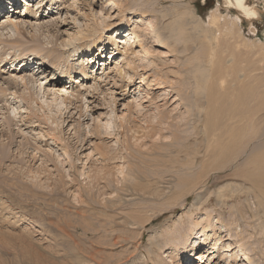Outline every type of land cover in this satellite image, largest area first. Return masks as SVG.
I'll list each match as a JSON object with an SVG mask.
<instances>
[{
    "label": "rangeland",
    "instance_id": "rangeland-1",
    "mask_svg": "<svg viewBox=\"0 0 264 264\" xmlns=\"http://www.w3.org/2000/svg\"><path fill=\"white\" fill-rule=\"evenodd\" d=\"M38 1L21 0L15 5H10L8 0L0 1V14H3L0 19L6 14L9 17L19 8L14 20L17 16L21 20L24 8L35 6L37 10ZM52 1L53 12L49 16V7L44 6L49 3L46 0L41 1L43 8L39 13L22 18L26 20L23 34L9 25L4 35H0V39L8 40L0 43V58L4 59L0 67V88L8 89L2 82L15 74L28 73L27 76L33 75L40 80L35 87L30 84V90L23 87L24 93L14 94L16 90H10L4 99L0 94V134L6 136L0 141L7 144L5 149L9 156L0 167V264H88L87 261L91 264H181L184 256L176 250L172 252L169 248L172 242L168 240L179 229L190 238L185 250L189 253L187 258L198 236L207 242L206 251L200 252V264H232L234 261L237 262L234 264H248L245 258L253 264H264V232L251 220L250 213L244 218L240 216L241 207L238 211L233 208L232 205H238L237 201L224 205L217 196L220 187L234 181L226 177L232 173V167L220 175H212L210 183L207 182L210 174L201 177L202 159L195 150L201 146L205 148L206 144L195 135L197 109L193 97L188 99L183 94L187 91V83H192L188 79L195 69L194 61L197 57L208 56L209 50L203 49L204 43L195 46L193 41L187 45L175 41L170 30L176 29L179 22L187 24L190 21L186 12L207 24L212 11L219 5L221 14L226 16L222 0ZM109 2L114 6L113 12L117 11L115 14L108 9ZM249 2L256 8L259 20L250 24L243 20L241 38H246L250 44L254 41L264 45V0ZM101 7L105 8L104 13L113 14L105 20L112 27L94 36L103 44L100 48L106 46L103 50L107 49V60L102 55L103 60H95L96 54L95 58L82 57L75 64L70 60L80 55L82 49L86 50L94 39L84 40L85 27L90 23L92 27L102 25L103 20L98 18L97 12ZM92 15L97 18L93 19ZM144 21L153 26L150 27L152 31L142 30ZM42 25L48 26L47 29L43 30ZM131 33L138 36L135 38L137 44H132L133 51L143 52L140 58H135L137 68L131 69L127 63L118 65L119 69L117 55L124 56L122 40ZM201 34L204 36L203 32ZM150 36L159 39L162 46L153 44ZM9 38L20 42L19 48L18 44L9 42ZM44 48L57 56L61 52L64 54L60 57L64 70L70 63L78 73L79 67L97 61L92 64L94 71L90 70V65L87 70L82 67L90 78L68 72L72 78L59 81L62 88L70 86L67 80L78 82L75 89H80L84 96L67 109L61 96L44 94L45 90L52 89L48 84L52 82H49L50 72L44 69L45 72L36 73L38 67L32 64L39 60L41 68L50 67L42 60L45 59L43 53H47ZM252 49L254 51L251 46L240 44L228 54L243 53L245 55L239 60L242 65L254 60L264 68L257 46ZM113 50L115 56L110 54ZM18 56L32 58L17 60L22 64L17 66L18 69L22 67L19 72L12 70ZM26 62L31 66L23 67ZM219 66L229 67V63H219ZM205 68L213 71L210 64ZM38 106L45 108L39 115H47V125L36 126L35 121L28 118ZM204 112L198 129L206 122ZM9 119L13 121L7 124ZM12 135L14 139L10 142ZM194 156L199 160L195 171L191 172ZM242 158L238 164L244 163L246 157ZM175 159L177 161H173ZM197 180L207 182L206 186ZM135 187L139 193L132 192ZM209 193H213L211 202L207 200ZM148 213L155 214L154 219L160 217L146 229L134 223L130 228L137 230L132 231L119 224L127 217L144 218ZM209 220L215 229L209 227ZM230 233L231 238L227 236ZM164 242H167L165 246ZM217 242L221 244L216 245L219 251L208 250ZM238 249H243L246 256L243 252L233 255ZM208 251L220 257L213 258ZM224 253L230 257L221 260ZM174 256L177 262H173ZM149 257L154 260L143 262ZM191 261L199 263L198 259Z\"/></svg>",
    "mask_w": 264,
    "mask_h": 264
},
{
    "label": "bare ground",
    "instance_id": "bare-ground-1",
    "mask_svg": "<svg viewBox=\"0 0 264 264\" xmlns=\"http://www.w3.org/2000/svg\"><path fill=\"white\" fill-rule=\"evenodd\" d=\"M0 1H3V0H0ZM8 1L10 5L18 4L19 1L21 2V0H8ZM41 1H43L44 3L46 0L38 1L40 6L38 7L37 10L34 9L35 6L29 3L33 7H25L22 15L20 16L22 18H24V16L31 17L33 16L32 14L39 13L38 11H40L41 8H43V5H41L42 3ZM108 1L115 3L112 0H108ZM222 2L225 5L224 7L227 9L226 16H223L221 14L219 7H218L219 5H217L216 9L212 11L211 15L209 16L207 24H205V22H202L201 20H198L194 14L186 12L188 19H190V21H188L187 24L179 22L177 23L176 29L171 28L170 30L174 34L173 36H175L176 38L174 39L175 41L179 43H184V45L190 44V42L193 41L195 46L198 43L200 44L204 43L205 46L202 45L203 49L207 51L209 50L208 56L206 55V57L203 59L201 57H197L196 60L194 61L195 69L194 71L190 73V77L188 79L189 81H192V83L190 84L187 83V91L184 94L182 93L188 99L193 97L194 107L195 109H197L196 112L194 113V124H195V128L197 129V131L195 132V135L201 139L200 141L205 142L206 144L205 148L201 146L200 149L198 148V150L197 149L195 150V152L198 151V155L202 159L200 161L202 165L201 177H204L207 174H210L207 177V182L210 183V181L212 180L211 179L212 175L214 174L220 175V173L225 172L227 169L232 167L233 169L232 173L228 176L226 175V177L236 182L229 181L230 183L228 182L226 185H224V187H220L217 190V196L219 198V201L224 203V205H227L231 201H237L238 205L237 206L236 204L232 205L233 208L236 211H238V208L241 207L242 210H241L240 216L242 217H244L246 213L247 214L250 213L249 216L251 217V220L257 223V226L258 228H260L259 229L260 231L264 232V68H262L258 64V62L254 60L251 61V63H248L247 65H242L239 62V60L241 59V57L245 55L243 53L239 52L237 54L236 51H234L231 53V55L228 54V51L233 50L235 46L239 47L240 44H243L245 47L251 46V51H254L252 49L253 46H257L258 48L257 50H259L257 52H259L262 55L263 58L262 57L261 58L262 60H264V45L262 44L257 45V43L254 41H251V44H250V42L247 41L246 38L245 40L241 38L242 37L241 29L244 25L243 20H246L250 24L252 21L259 20V15H258L256 8L251 7V3L249 2V0H222ZM24 3L26 4L27 1H24ZM53 5L54 4L52 0H49L48 4H44V6L49 7L48 9L50 13L48 12V16L53 12L52 8H50ZM108 9L113 14L117 12V11L113 12L114 6L111 4L108 5ZM17 10H19V8H17ZM17 10L14 13L11 12L9 14L10 18L6 14L4 15L5 17L3 19H0V23L1 22L3 23V24H0V35H4L3 31L9 25L10 27L11 26L14 27L20 33V35L21 33L23 34L24 32L23 23L26 20L23 21L25 18L24 19L20 18L21 20H18L19 16H17V18L14 20V18L16 17L15 14L19 12ZM104 11H105L104 7H101L100 11H97L99 13L98 18L103 20L101 26L92 27L93 23H90L83 30L85 32V34L82 35L85 38L84 40L89 39V38H94V39L92 43L89 45V47L86 48V50L82 49L80 55L76 54L74 56V59L70 60L73 63L76 64V62L80 60L82 57L83 58H93V57L95 58L96 54H97V58H95V60L99 62L103 60L100 58L101 55L103 56V58H106L107 60V57H108V54L106 53L107 49L103 50L104 48H106V46L100 48L99 45L102 46L103 44L101 45L100 40L94 37L97 33L102 31V29L112 27V25L107 24L105 20L111 18V15L113 14L104 13ZM12 13L14 15H11ZM145 13H147V11H145ZM0 15H3V14H0ZM101 15H103V17H100ZM35 17H37V15H35ZM91 17L95 19L97 18V15L96 17L95 15L94 17L93 15ZM180 19H181L180 21H182L184 18L182 17ZM143 23L145 27L142 30L152 31V29L150 28V27H153L152 25H150L146 21H144ZM221 24H223L222 27H220ZM47 27L48 26L43 27V30L47 29ZM201 32L204 33V36L201 34ZM221 34H224L227 36H220ZM135 38H138L137 34L133 36V33H131V35L125 36V38L122 40V44L124 45L126 54L124 53L125 57L122 55H117L119 59L116 60V62L118 61L116 67H118L119 69H120L121 64L124 65L127 63H129V66H131V69H135L136 67L135 64L137 62L136 59L140 58L143 52L142 50H141L142 52L133 51L134 49L132 47L133 46L132 44H137V41H135ZM149 38L153 44L162 46L159 39L153 36H150ZM111 39H113V37ZM12 40L14 39H10L9 42L11 41L13 45L18 44V48H19L20 42L12 41ZM204 40H206L207 43H205ZM235 40L236 42L232 43ZM7 42H8L7 39L5 40H3L2 38L0 39V43H7ZM114 45L116 44L114 43ZM43 50H46L47 53H43L42 58H45V59H42V60L43 62L48 63L50 67L41 68L42 65L39 60L32 62L33 65L35 64V66L38 67V69L36 70L37 71L36 73L45 72L46 70V72L49 71L52 76V77L51 76L49 77L50 79L49 82L51 81L52 82L48 83L51 85L52 89L49 91L45 90L44 91L45 93L44 92L43 93L50 95V97L51 96H61L63 103L66 105V109H67L69 108V106H73V104H75L77 100H79L80 98L84 96L80 89L79 90L75 89V85L78 84V82L74 83L71 80H67V81H70V86L68 88H62L61 86L62 84L59 81L64 80V79H71L72 75L68 74V72H71V73L74 72L75 74H78L80 78L84 76H86V78H90V76L87 74L88 71L86 70L88 66L90 65V70L94 71L95 67L92 64H95L97 61H95L92 64L88 63L86 67L85 65L82 66L86 70L82 69V67H79L80 70H78V73H77V69L74 67L75 65L73 66V64L70 66V63H68L69 67L66 70H64L61 67L62 61L60 57H63L61 55H64L62 52L58 53L59 56H57L49 48H44ZM102 50L106 54H104ZM49 51L51 52L48 53ZM115 53L116 51L113 50L110 54L115 56ZM36 54L41 56L39 52H36ZM136 54L137 56H135ZM28 58L29 57L20 59V57L18 56L14 60L20 61V60H26ZM9 59L11 60V58ZM29 59H32V58H29ZM236 59H238V62L236 61ZM3 61L4 59L0 58V67ZM219 63H226V64L229 63V67H220ZM14 64L16 63L13 61L12 70L13 71L18 70L17 72H19V70L22 67L18 69L19 67L17 66L18 64L19 66H22V64L18 61L15 66ZM29 64L31 63L26 62V64L23 67L27 68L28 66H31ZM207 64H210L212 66V69L214 72L213 71L209 72L205 68ZM251 64H253V66H251ZM109 69L110 68L105 69L104 73ZM120 71H119V74L122 75V70ZM26 74L25 75L15 74L11 78L4 79L2 84L7 85L8 89H3L2 87H1L2 89L0 88V94L3 95V99L5 98V96H7L6 93L10 90H16L15 92H13L14 94L15 93L17 94V92L24 93L25 91L24 89L30 90L29 89L30 84H32V86L34 84V87H35V84H37V82H40L39 78H37L36 76H33V75L27 76ZM76 79H79V78H76ZM23 87L24 89L22 91ZM146 88H148V86ZM55 89H58V90H55ZM189 91H191V93ZM60 92H62V94ZM102 93H105V92H102ZM178 93H181V91H179ZM10 94H12V92ZM29 96H31L30 93H29ZM40 96L42 97V95ZM65 96H67V98ZM115 104L116 102L114 100V105ZM14 108H12V110ZM87 109H88V106H87ZM72 110H70L68 113L66 112L65 113L63 112V113L66 116V114H69ZM44 111H45V108L43 106H38L35 112L28 115V118L30 120H34L35 122L33 124L36 126L38 124L47 125L48 124V118H46L47 115L45 117H41L39 115V113L44 112ZM203 112L206 115L205 117L206 122L203 125L202 129H198L200 119H202L201 114ZM79 113L80 115L82 114V109H80ZM161 120L162 118L159 120V122H161ZM9 121H13V120L12 119L7 120V124H9L8 123ZM158 135H159V132H158ZM1 137L6 138V136H1L0 134V138ZM9 139H10V142L13 141L14 135L10 136ZM5 147L7 148V144L0 141V167L5 165V162H6L5 160L7 161L9 160V156L6 152ZM249 149L250 151L248 152ZM199 150H203L204 151L203 154ZM242 157H246V159L244 160V163L238 164L240 162L239 160L243 159ZM198 160H199V157L194 156V159L191 162V172L195 171L196 166L198 164ZM173 161H177V160L175 159ZM197 181H199L198 183L200 185L205 184L206 186L207 182H204V183L201 182L203 180H197ZM197 181H195L194 184ZM139 191L141 190L139 189ZM132 192H138V188L137 187L133 188ZM212 194L213 193H209L208 199H207L209 200L208 202L212 201ZM155 196L157 197L158 195L155 194ZM120 204H122V202ZM113 205L114 207L119 206L116 204H113ZM154 215L152 214L149 215L148 213L146 214V217L144 218H140L139 215H135V217L130 216V217H127L126 219H122V220L120 219L121 221H119V224L124 226L125 229H129L132 231L137 230L136 227L130 228V225L134 223H136L135 225L137 227L140 228L141 226H144L146 229L147 225H152L154 220L155 221L159 220L160 216H157L154 219ZM210 222L212 221L209 220V223H208L209 227L211 229H215V227L212 226L214 225V223L211 224ZM192 226H195V225L192 224ZM191 230L193 231V229ZM227 236H229L230 238L232 237L231 233L229 235L227 234ZM189 239L190 238H188V234H186L185 231H182L179 229L178 231L174 232L173 235L168 237V240H171L172 242L169 248L173 249L171 250L172 252L176 250V252L178 251L184 256L185 259H183L180 262L181 264L182 263L183 264H194V262L191 261L192 259H198V262H199L198 264H200L202 261L200 252L206 251L205 249H207L206 248L207 246L205 245H207V242L205 240H201L200 236H198V239H197L198 241L194 240V242L192 243L193 251L190 252V255H189L190 258H187V255L189 253H187V251L185 250L187 248ZM157 241L159 242V240ZM166 244L167 242H164L163 246H165ZM218 244L219 246L221 245L220 242H217L215 243L214 247L208 250L217 249V251H219L220 249L216 247V245L218 246ZM148 251L150 252V249ZM224 251L228 252L229 249L228 250L224 249ZM232 251L234 250H230V252ZM243 251H244L243 249L242 251L238 249L237 252L235 251L233 255L239 256V252H243ZM208 254L213 255V258L220 257V255L216 254V252L213 254L212 253L210 254V251H208ZM243 255L246 256L244 252H243ZM227 256L228 255L224 253L223 258H221V260L225 259ZM204 257H205V254H204ZM172 259H173V262H177L176 256H174ZM153 260L152 258L150 259L149 257V259L147 258V261L145 260L143 262H150ZM215 260L217 261L218 259H215ZM245 260H247L248 264H253L249 259L245 258ZM160 262H161V259L158 263ZM234 262H232V264H234ZM87 263L91 264L90 261H87ZM118 263L119 262H117L116 264ZM216 263L221 264L220 262H216Z\"/></svg>",
    "mask_w": 264,
    "mask_h": 264
}]
</instances>
